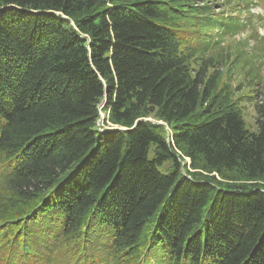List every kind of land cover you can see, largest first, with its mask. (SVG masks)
Returning <instances> with one entry per match:
<instances>
[{
    "label": "trees",
    "instance_id": "obj_1",
    "mask_svg": "<svg viewBox=\"0 0 264 264\" xmlns=\"http://www.w3.org/2000/svg\"><path fill=\"white\" fill-rule=\"evenodd\" d=\"M226 6L0 0V264H264V107L251 132L219 85L251 23Z\"/></svg>",
    "mask_w": 264,
    "mask_h": 264
},
{
    "label": "rangeland",
    "instance_id": "obj_2",
    "mask_svg": "<svg viewBox=\"0 0 264 264\" xmlns=\"http://www.w3.org/2000/svg\"><path fill=\"white\" fill-rule=\"evenodd\" d=\"M207 1V0H206ZM225 7L232 4L248 5L239 16L250 18L251 23L235 38L228 40L222 52V68L219 67V85L227 84L233 91V102L241 111L242 118L251 132H256L255 109L264 107V2L257 0H208ZM242 2V3H241ZM250 8V9H249ZM237 56V57H236ZM235 57V58H234Z\"/></svg>",
    "mask_w": 264,
    "mask_h": 264
}]
</instances>
